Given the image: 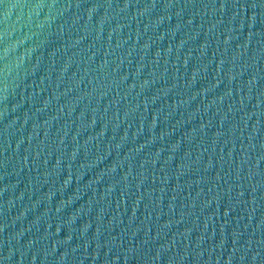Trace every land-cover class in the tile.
<instances>
[{"label": "water", "instance_id": "obj_1", "mask_svg": "<svg viewBox=\"0 0 264 264\" xmlns=\"http://www.w3.org/2000/svg\"><path fill=\"white\" fill-rule=\"evenodd\" d=\"M0 264H264V0H0Z\"/></svg>", "mask_w": 264, "mask_h": 264}]
</instances>
